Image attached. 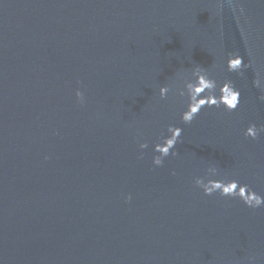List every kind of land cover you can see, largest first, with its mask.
Segmentation results:
<instances>
[{"label": "water", "instance_id": "95a60500", "mask_svg": "<svg viewBox=\"0 0 264 264\" xmlns=\"http://www.w3.org/2000/svg\"><path fill=\"white\" fill-rule=\"evenodd\" d=\"M196 65L241 103L185 125L159 87ZM257 72L264 0H0V264H264V207L194 184L215 165L264 196V133L243 134L264 125Z\"/></svg>", "mask_w": 264, "mask_h": 264}, {"label": "clouds", "instance_id": "9594fccd", "mask_svg": "<svg viewBox=\"0 0 264 264\" xmlns=\"http://www.w3.org/2000/svg\"><path fill=\"white\" fill-rule=\"evenodd\" d=\"M252 66L251 62L245 63L244 57L237 53H229L226 61V68L229 73L242 76L244 71ZM253 86L264 92V77L257 72L256 78L252 81ZM177 96L183 103V110L180 113V120L183 124H191L201 112V109L223 108L226 112L235 111L241 103V91L236 87L231 79L218 80L210 72L199 65L192 68L188 75L180 77L177 85L164 84L159 87L160 99H166L169 94ZM77 101L83 105L85 102L84 93L77 89L75 92ZM264 101V95L259 97ZM183 129L179 126L168 125L167 134H162L159 141L152 146L154 153L152 164L156 167L164 163V159L170 155L175 157L177 143L180 141ZM261 133H264V125L257 126L252 123L244 130V136L256 140ZM141 150L148 148V143L139 144ZM143 157V151L140 157ZM47 159V157H45ZM175 174V173H173ZM221 177L219 169L215 165H209L204 176L194 179L195 186L202 190L206 196L219 193L221 197L239 199L250 209L264 207V196L252 190L248 184L241 183L237 179L217 178ZM126 201L131 200V196L125 197ZM249 259H252L251 257Z\"/></svg>", "mask_w": 264, "mask_h": 264}]
</instances>
